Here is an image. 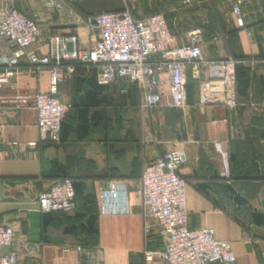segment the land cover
I'll use <instances>...</instances> for the list:
<instances>
[{
	"label": "crops",
	"instance_id": "1",
	"mask_svg": "<svg viewBox=\"0 0 264 264\" xmlns=\"http://www.w3.org/2000/svg\"><path fill=\"white\" fill-rule=\"evenodd\" d=\"M58 1V9H48L45 0H0V8H15L37 24L31 48L41 55L52 34L90 46L92 15L126 8L134 17L162 13L175 31L176 25L179 31L183 24L199 27L206 57L244 59L234 66L232 111L200 104L189 77L183 109L142 110L134 84L117 78L99 86L92 66L66 60L73 70L57 83V94L70 107L58 142L44 144L30 100L36 89L47 88L48 72L36 80L20 63L18 86L0 89V225L13 230L16 264H164L144 261V252L160 250L163 239L155 228L144 236L137 182L143 160L171 149L186 156L178 175L185 181L188 227L210 228L216 240L229 242L232 264H264V0H244L238 15L231 13V0H190L182 5L186 13L179 11L182 0ZM200 4L209 10L203 18L194 15ZM0 50L7 51L3 39ZM59 179L72 184L73 210L40 214L37 194ZM108 183L125 185L127 213L99 212V191Z\"/></svg>",
	"mask_w": 264,
	"mask_h": 264
},
{
	"label": "built area",
	"instance_id": "2",
	"mask_svg": "<svg viewBox=\"0 0 264 264\" xmlns=\"http://www.w3.org/2000/svg\"><path fill=\"white\" fill-rule=\"evenodd\" d=\"M10 2L14 0H3ZM244 0H231V13L238 15ZM190 0H182L188 5ZM48 9L60 7L58 0H45ZM96 28L95 38L88 47L75 45L74 36L64 38L49 35L47 52L37 53L31 45L37 41L38 26L15 8H0V39L7 51L0 50V89L14 90L19 84V64L26 65L25 72L38 80L45 69L48 85L45 90L36 89L31 96L35 113L38 142H58L60 124L69 110V103L57 94V83L63 75L69 76L73 67L64 64L75 60L94 68L95 83L107 85L117 78L134 84L139 92V107H171L181 110L186 104L187 78L197 83L200 104H217L232 111L234 99V66L241 60L233 57L209 58L201 50V30L191 27L183 41L177 43L170 33L162 13L154 12L134 17L128 9L102 11L92 15ZM68 43L73 46L68 48ZM15 96L11 101H16ZM20 105V104H18ZM15 146V143L11 144ZM36 142H28L33 147ZM186 162L182 149L166 151L153 161L143 160L138 179L144 236L151 228L157 229L163 239V247L144 252V261L156 260L164 264H232L234 255L231 244L216 240L210 228L190 229L187 224L185 181L178 175ZM127 191L123 184L108 183L99 191L98 210L102 214L128 212ZM36 209L40 214L69 212L74 208V190L69 180L52 182L37 194ZM13 230L0 225V264H16V252L11 249ZM86 254L81 247H75ZM101 250H95L100 257Z\"/></svg>",
	"mask_w": 264,
	"mask_h": 264
},
{
	"label": "rangeland",
	"instance_id": "3",
	"mask_svg": "<svg viewBox=\"0 0 264 264\" xmlns=\"http://www.w3.org/2000/svg\"><path fill=\"white\" fill-rule=\"evenodd\" d=\"M179 3H180V0H179ZM182 5L183 4H181L180 3V6H181V8H180V12H182V13H186V8H183L182 7ZM201 6H200V8L199 9H197V11H196V14H194L195 16H197V17H199V18H203V16L204 15H206V14H208L209 13V10H205L204 9V6H203V4H200ZM184 7H185V5H184ZM182 10V11H181ZM206 13V14H205ZM193 15V14H192ZM173 27H174V25L173 24H171L170 25V30H171V34L175 37V39L176 40H178L179 38H184V36H185V34H186V31L189 29V28H191V27H189L188 25H186V24H183L182 25V29H181V31H179L178 30V25H176V31H175V29H173ZM193 27H195V26H193ZM183 40V39H182Z\"/></svg>",
	"mask_w": 264,
	"mask_h": 264
},
{
	"label": "trees",
	"instance_id": "4",
	"mask_svg": "<svg viewBox=\"0 0 264 264\" xmlns=\"http://www.w3.org/2000/svg\"><path fill=\"white\" fill-rule=\"evenodd\" d=\"M154 13V12H153ZM168 25V28H169V30H170V25L169 24H167ZM170 32H171V30H170ZM236 59H244L243 57H239V58H236ZM63 120V119H62ZM42 144H44V143H42ZM59 180H63V179H59ZM55 181H57V180H55ZM54 182V181H53ZM52 183V182H51ZM50 183V184H51ZM49 184V185H50ZM42 215H46V214H42Z\"/></svg>",
	"mask_w": 264,
	"mask_h": 264
},
{
	"label": "water",
	"instance_id": "5",
	"mask_svg": "<svg viewBox=\"0 0 264 264\" xmlns=\"http://www.w3.org/2000/svg\"><path fill=\"white\" fill-rule=\"evenodd\" d=\"M90 22L93 23V18L90 19ZM94 31L97 32V29L94 28Z\"/></svg>",
	"mask_w": 264,
	"mask_h": 264
}]
</instances>
